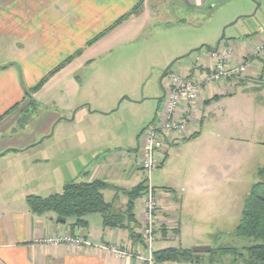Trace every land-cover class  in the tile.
<instances>
[{
  "label": "crops",
  "instance_id": "1",
  "mask_svg": "<svg viewBox=\"0 0 264 264\" xmlns=\"http://www.w3.org/2000/svg\"><path fill=\"white\" fill-rule=\"evenodd\" d=\"M172 1L0 0V264H142L133 257L116 256L111 249L101 247L137 248L140 244L133 243L125 229L103 226L101 215H87L86 228L75 226L74 218L58 222L52 212L37 215L30 211L26 196L36 186L50 190L70 181L66 152L52 161V144L48 143L52 142L53 128L59 126L66 132V151L75 147L73 151L80 153L70 160L79 162L73 164L79 166L70 179L107 182L108 186L102 190L104 199L113 203L115 211L124 209L126 190L144 179L140 166L141 137L134 146L127 147L123 138L114 136L117 130L106 126L105 116L113 110L123 89L102 90L112 77L83 71L92 68L98 57L139 43L142 33L156 25L155 19L170 18L168 4ZM207 1L182 0L188 7H201ZM138 2L141 7L137 13L86 45ZM259 43L263 48L258 56L243 50L242 61L238 60L247 67L243 81L228 88L215 84L213 89H204L186 131L167 139L164 148L157 151V168L161 169L154 171L155 183L168 193L178 190L180 197L170 200L168 193L155 190L157 220L166 232L158 229L154 249L167 247V240L181 241L183 223H199L202 218L219 224L228 221L234 231L244 198L254 183L252 177L264 166V76L258 83L253 77L264 65V30ZM80 48H83L80 54L32 93L35 111L19 128L22 110L32 108L24 98L25 91ZM234 59L232 54L229 64H238ZM168 87L169 81L163 87V97L160 96L162 110ZM214 96L217 98L210 100ZM183 107L184 103L179 111ZM41 147L42 150H37ZM84 147L88 162L81 163ZM170 150L172 154L183 150L185 172L169 174L173 162ZM247 173H251L249 179ZM218 193L227 194V201L199 200L200 196ZM138 198L143 200L138 206L134 201L133 214L139 225L137 231L142 233L145 196ZM176 227L177 234L172 230ZM59 235L82 237L91 246L44 241ZM196 244L199 243L192 245ZM176 247L189 248L183 244ZM226 254L231 253H222L216 262L220 264ZM238 258L241 260L238 264H244L245 255L238 253L231 263L236 264Z\"/></svg>",
  "mask_w": 264,
  "mask_h": 264
},
{
  "label": "rangeland",
  "instance_id": "2",
  "mask_svg": "<svg viewBox=\"0 0 264 264\" xmlns=\"http://www.w3.org/2000/svg\"><path fill=\"white\" fill-rule=\"evenodd\" d=\"M257 3H259L258 7H256ZM168 9L170 18L155 19L156 25L154 27L149 26L142 33L139 43H131L128 46L106 53L96 59L95 63L90 66L92 68H85L83 71V74L86 72L88 74L104 73L111 76L112 81L106 83L102 90L123 89V93L116 99L113 110L105 116V121H107V127L117 130L114 136L123 138L127 147L134 146L139 137L142 136V129L149 125L154 118L158 119L160 117L161 108L163 107L160 96H162L163 87L170 80V75L186 76L193 73V78L196 80L203 77L205 70L201 66L207 61L204 59V53L208 50L205 46H214L223 29L224 37L220 41L219 48L230 49L235 58L234 60H237L236 63L241 60L243 50L253 52V49L260 45L259 40L264 30V0H208L201 7H188L182 0H173L168 4ZM200 46H202L200 49L186 54L189 50ZM173 60L169 72L161 77L165 67ZM263 66L262 64L259 73H261ZM259 73L253 76L257 80L255 83L261 80ZM245 75L246 72L234 78L230 87L242 82ZM213 85L215 84H210L209 87L213 89ZM99 99L102 100V98ZM35 116L39 118V114L35 113ZM52 132L53 135L50 137L52 142H48L52 144L50 146V152L54 155L52 161H56L55 156L58 158L66 152V157L69 159L67 161L69 168L67 176L68 180H71L70 178L76 174L79 165H73L76 161L70 162V160L72 157L80 155V153L77 154L78 151H73L76 149L75 147H69L66 151V132H62L59 126L55 130L53 128ZM40 149L43 148H37V150ZM86 150L87 147H84L81 151V157H83L81 163L88 160ZM182 152L183 150L172 154L170 150L173 162L169 174L172 176L185 172L186 167L182 161ZM40 154L42 155V153ZM76 163L79 164V162ZM159 169L161 168L152 170L150 183L157 192L162 194L166 189L155 183L154 180V171ZM142 175L144 177L145 173ZM249 177H251V173H247L246 179H249ZM252 178L253 182L258 180L257 176ZM32 190V194L46 196L61 192L62 185H58L56 188L53 187L50 190H44V186H36ZM165 193L168 192L165 191ZM174 193H168L170 200L179 199V191L177 190ZM226 197L227 194L218 193L204 197L200 196L199 200L204 201V198H206L205 200L210 202L220 203L227 201ZM142 200L141 198L135 199L136 205H140ZM116 205L118 206V203ZM94 216L100 217V213L91 215V217ZM68 218L72 219L74 217ZM160 225L161 228L162 225ZM98 226L100 225L98 224ZM232 228L233 226L229 225L228 221L224 224L206 218H202L199 223L189 221L182 225L181 241L177 238L172 241L167 240L165 244L167 246L183 244V246L191 248L194 246L193 243H199L196 245H208L213 248L235 246L240 249L241 243L245 240L237 238ZM157 237L158 235L155 239ZM155 246L157 245L153 242V248ZM140 247L141 244L132 250L142 252ZM224 256H222L223 259L220 264H232L231 260L235 255L226 254ZM204 257L206 258V254ZM218 257L216 256L214 264H219L216 262ZM240 261L238 258L236 264Z\"/></svg>",
  "mask_w": 264,
  "mask_h": 264
},
{
  "label": "trees",
  "instance_id": "3",
  "mask_svg": "<svg viewBox=\"0 0 264 264\" xmlns=\"http://www.w3.org/2000/svg\"><path fill=\"white\" fill-rule=\"evenodd\" d=\"M140 7L141 3L138 2L129 12L120 16L111 25L90 38L86 42V45L94 43L127 17L137 13ZM82 50L83 48H80L67 56L48 71L34 86L25 91L24 98H27L31 106L35 104L32 93L37 91L52 74L70 62L75 56L80 54ZM168 72L169 70L164 76ZM263 76L264 66L261 70L260 78ZM215 98L217 97L214 96L210 100ZM32 111H35L33 106L32 108L28 107L22 110L21 117L17 123L19 128L23 127L27 122ZM257 177L258 180L251 185L244 198L241 216L234 228V235L237 238L245 240L243 241L242 248H240L243 252L239 251L235 246L211 247L210 251L206 253L205 258V253L193 252L191 248L167 246L158 249L153 248L154 264H162L164 262H175L180 264H214L216 256H221L222 253H231L235 256L237 253L238 255L243 254L246 257L244 259V264H264V166L257 169ZM107 186L108 183L100 179L88 181L70 180L63 184L61 192L46 196L36 194L27 195L26 203L30 211L34 214L54 213L58 222H64L68 217H74V225L80 228L87 227V215L100 213L103 226L123 228L127 231L128 238L133 243L142 245L143 236L142 233L137 231L139 225L134 217L133 207L135 199L143 196L145 192V177L138 184L126 190L127 202L124 209L120 211H115L113 209V203L104 199L102 190ZM160 229L163 230L164 233L166 232V228L163 226ZM172 230L173 233L177 234V227Z\"/></svg>",
  "mask_w": 264,
  "mask_h": 264
},
{
  "label": "built area",
  "instance_id": "4",
  "mask_svg": "<svg viewBox=\"0 0 264 264\" xmlns=\"http://www.w3.org/2000/svg\"><path fill=\"white\" fill-rule=\"evenodd\" d=\"M263 48V44L253 49L252 55H258ZM232 52L230 49L216 50L208 49L204 53V63L201 68L205 70L200 80L193 78V73L184 75H170L169 87L165 92L164 109L160 117L147 125L141 136V168L145 173L144 192V220L142 225L143 244L142 252L134 251L130 248H121L116 245L105 246L109 248L116 256L133 257L140 263H153V242L159 229L156 212L158 208L157 196L154 187L150 183V175L153 169L159 165L157 151L164 148L167 139H171L173 135L183 134L189 122L192 119L193 108L198 100L200 93L209 87L210 84H222L226 88L230 87L232 80L246 72L247 67L244 62L236 65L229 64ZM201 72V70H200ZM184 103L181 111L180 105ZM51 244H71L77 247L84 245L90 247L91 244L82 237H74L71 235H59L45 238L44 240Z\"/></svg>",
  "mask_w": 264,
  "mask_h": 264
},
{
  "label": "water",
  "instance_id": "5",
  "mask_svg": "<svg viewBox=\"0 0 264 264\" xmlns=\"http://www.w3.org/2000/svg\"><path fill=\"white\" fill-rule=\"evenodd\" d=\"M258 5H259V3L256 4V7H258ZM223 37H224V29L222 30V34H221L220 38L217 40V42H216V44L214 46H208L207 45L205 47H207L210 50H216L218 48L219 44H220V41L223 39ZM201 47L202 46H200V47H198L196 49H191L186 54H189V53H191V52H193L195 50H198ZM173 62H174V60L171 63H169V65H167V67H165V69L163 70V72L161 74V77L164 76V74L169 70V68L171 67ZM163 95H162V97H163ZM162 97H160V98H162ZM210 248L211 247H209L208 245H194V246L191 247V250L193 252L203 253V252H208L210 250Z\"/></svg>",
  "mask_w": 264,
  "mask_h": 264
}]
</instances>
